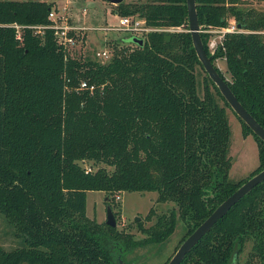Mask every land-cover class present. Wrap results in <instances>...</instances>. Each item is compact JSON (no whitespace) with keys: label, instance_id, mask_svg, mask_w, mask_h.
Wrapping results in <instances>:
<instances>
[{"label":"trees","instance_id":"1","mask_svg":"<svg viewBox=\"0 0 264 264\" xmlns=\"http://www.w3.org/2000/svg\"><path fill=\"white\" fill-rule=\"evenodd\" d=\"M244 0H196L199 25L246 31L227 33L213 54L204 48L244 107L264 126V11ZM51 0H0V214L17 245L0 247V264H121L138 246L159 243L175 229L183 239L230 193L264 167V140L240 118L258 146V167L229 178L228 102L197 57L188 30L186 0L121 1L116 14H138L154 26L139 44L119 46L105 61L65 52L53 30L43 37L12 22L47 24ZM166 35H169L167 38ZM224 57L230 78L215 60ZM197 66L203 72L198 91ZM82 80L93 89L80 87ZM230 107V106H229ZM104 163L90 170L80 161ZM107 166L111 167L108 168ZM88 190L109 195L115 217L123 190H154L174 206L156 215L144 234L86 213ZM264 264V180L234 203L179 264ZM169 259H167L168 261ZM165 261L163 264H166Z\"/></svg>","mask_w":264,"mask_h":264},{"label":"rangeland","instance_id":"2","mask_svg":"<svg viewBox=\"0 0 264 264\" xmlns=\"http://www.w3.org/2000/svg\"><path fill=\"white\" fill-rule=\"evenodd\" d=\"M54 5H67L68 18L70 23L74 25L97 26L106 22H116L117 17L114 15L113 6L108 0H51ZM125 1H141V0H125ZM243 4L254 7L257 10L264 11V0H244ZM231 19V18H230ZM83 42L71 49V53L83 57H91L100 60L95 56V51L103 46L117 43L119 46H132L131 34L125 32L103 33L98 29H84ZM216 65L223 72L226 78H230V74L226 68L224 57H218L215 60ZM197 81L199 94H203V70L197 66ZM220 105L224 106L229 119L231 129L230 156L232 163L229 169V178L232 180L245 179L249 177L258 167V146L257 141L252 134H244L240 119L234 113L231 107L226 106L222 99H218ZM80 163L91 169L104 165V163L92 164L91 161L81 160ZM108 168H111L107 166ZM106 192L100 190H88L86 193V213L90 217H94L98 221L106 218ZM112 197L114 201L121 203V211L116 217V226L119 229H125L134 233L136 238L144 236L137 228L136 222L142 221L143 226H148L156 219V215L168 211L174 206L171 201L157 202V192L154 190L145 191H129L123 190L116 192ZM153 206L156 215L150 219L145 216L149 208ZM135 217H139L135 221ZM186 227L182 219L178 216L174 231L163 241L159 243H150L138 246L126 254L125 261L122 264H163L171 257L176 248L181 243V239L185 235ZM17 245V237L13 234L12 225L7 222L5 217L0 214V247L10 248ZM246 252L239 257V264H245Z\"/></svg>","mask_w":264,"mask_h":264},{"label":"water","instance_id":"3","mask_svg":"<svg viewBox=\"0 0 264 264\" xmlns=\"http://www.w3.org/2000/svg\"><path fill=\"white\" fill-rule=\"evenodd\" d=\"M111 3L117 4L123 0H108ZM187 13H188V30L191 33L193 47L196 51L197 57L202 63V66L210 79L218 87L220 93L228 102L234 113L240 117L251 130L264 140V126L260 124L256 118L244 107L240 100L232 91L226 79L219 73L210 55L206 52L200 33V25L196 10V0H186ZM169 38V35H166ZM131 40L139 44L143 43L141 37L132 36ZM264 180V167L250 176L242 184H240L232 193H230L224 200H222L212 210V212L199 223L192 232H190L183 241L176 248L166 264H179L185 254L193 247V245L213 226V224L223 216L229 208L236 203L242 196L248 193L257 183ZM108 195L106 196V199ZM139 217H135L137 221ZM105 223L111 226H116L117 220L112 207L106 205V218Z\"/></svg>","mask_w":264,"mask_h":264},{"label":"built area","instance_id":"4","mask_svg":"<svg viewBox=\"0 0 264 264\" xmlns=\"http://www.w3.org/2000/svg\"><path fill=\"white\" fill-rule=\"evenodd\" d=\"M67 5H52L48 12L49 23L47 24H22L18 22H12L10 25L16 30V37L21 38V32L24 27L31 28L33 33L43 37L44 29L51 28L53 30V35L60 47L67 53L71 52V49H74L80 45L84 40V29L94 28L98 29L103 33L110 32H125L129 33L132 36L141 37L142 39L150 31H178L185 30L181 25L178 26H154L148 24L146 19L138 14H114L117 17L116 22H106L97 26H88V25H74L70 23L67 12ZM200 31L209 33L208 38V49L210 53H214L220 46L223 48V40L227 33L246 31L239 27L236 24L234 18H229L228 23L224 26H207L201 27ZM264 32V30H262ZM103 46L100 49L95 51V56L102 60V62L107 61L112 53L113 46L112 44ZM217 59V58H216ZM80 87H86L93 89V85L88 84L87 81L82 80ZM90 170V168H87Z\"/></svg>","mask_w":264,"mask_h":264},{"label":"crops","instance_id":"5","mask_svg":"<svg viewBox=\"0 0 264 264\" xmlns=\"http://www.w3.org/2000/svg\"><path fill=\"white\" fill-rule=\"evenodd\" d=\"M101 192H104V191H102V190H100Z\"/></svg>","mask_w":264,"mask_h":264},{"label":"flooded vegetation","instance_id":"6","mask_svg":"<svg viewBox=\"0 0 264 264\" xmlns=\"http://www.w3.org/2000/svg\"><path fill=\"white\" fill-rule=\"evenodd\" d=\"M122 263H123V262H122ZM122 263H121V264H122Z\"/></svg>","mask_w":264,"mask_h":264}]
</instances>
